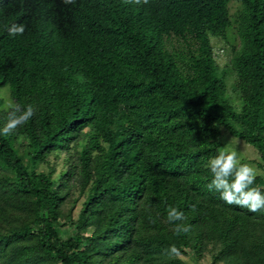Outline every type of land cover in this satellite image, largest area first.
I'll return each mask as SVG.
<instances>
[{"label": "trees", "instance_id": "1", "mask_svg": "<svg viewBox=\"0 0 264 264\" xmlns=\"http://www.w3.org/2000/svg\"><path fill=\"white\" fill-rule=\"evenodd\" d=\"M28 105L0 134V264H185L187 249L264 264V210L222 201L206 165L223 128L264 170V0H0V128ZM72 150L56 177L50 158ZM75 169L84 201L63 239Z\"/></svg>", "mask_w": 264, "mask_h": 264}, {"label": "rangeland", "instance_id": "2", "mask_svg": "<svg viewBox=\"0 0 264 264\" xmlns=\"http://www.w3.org/2000/svg\"><path fill=\"white\" fill-rule=\"evenodd\" d=\"M237 4H232V12L236 10ZM237 32V30H236ZM238 37L240 38V33L237 32ZM214 41L218 39H213ZM116 43H113V48L116 51H121L124 53L123 48L120 46V40L115 41ZM243 42L239 43L238 48H242ZM225 44L223 41L218 42L216 44L214 51H215V57L218 62H220V73L226 74L228 77V87H227V93H228V100L230 102H233L234 105L237 108L241 107L242 101L239 99L238 93L234 91L233 84H236L237 81V75L233 70L235 61L233 60V51L231 49L226 50ZM231 104H229L230 106ZM217 146L214 151V153L211 155V157L218 154L220 149H226L228 151H236L237 154L240 156L241 161L243 163H247L250 166H252L256 171V185H262L264 184V170L261 169L259 163L261 162V156L260 154L253 149L251 146L246 144L244 141L240 140L239 138L231 136L226 130L223 128L221 129V133L219 134V138L216 140ZM75 150H72L71 155L73 158L71 159L70 164L68 166L65 165L66 158L69 157L68 155H60L59 157L53 156L50 158V166L51 168H54L55 170V176L57 177L63 170H68L71 166L73 167L76 164V154L73 152ZM208 163V162H207ZM207 165V164H206ZM47 169L46 166H42L40 170ZM74 177L70 181V186L73 189L72 194L67 198V205L63 208L64 217L61 220V235L62 238H66L69 235H72L75 233V226L71 225L69 220L66 219V216L68 213H71V219L73 221H77L80 216V212L82 210L84 197L81 195V192L78 188L77 183V177L76 175L79 174V170H74ZM61 183V181H59ZM77 201V202H76ZM71 211V212H70ZM261 212V211H260ZM89 233H86L85 235H89ZM181 259L185 262V264H235L233 263L235 258H231L228 261L225 260H218L215 261L214 258H212V252L209 250H206L202 255L195 254V251L193 249H187L185 254L179 255ZM104 264H109L108 260H105Z\"/></svg>", "mask_w": 264, "mask_h": 264}, {"label": "clouds", "instance_id": "3", "mask_svg": "<svg viewBox=\"0 0 264 264\" xmlns=\"http://www.w3.org/2000/svg\"><path fill=\"white\" fill-rule=\"evenodd\" d=\"M7 32L10 37L22 36L25 25L14 23L7 28ZM33 113L32 105H28L23 110L17 107L10 113L5 125L0 128V134H7L18 125H22L33 116ZM207 167L212 175L207 187L219 193L222 201L229 205L246 207L252 212L264 210V192L259 187L253 186L256 171L249 164L243 163L236 151L220 149L217 155L208 160ZM167 217L169 221H180L184 218V213L175 207H170L167 210ZM175 228L177 231H187V228L181 224H176ZM171 252L176 253L177 249L173 246Z\"/></svg>", "mask_w": 264, "mask_h": 264}]
</instances>
